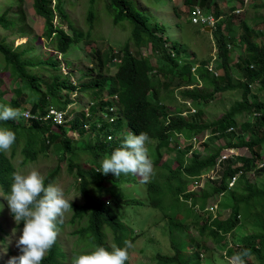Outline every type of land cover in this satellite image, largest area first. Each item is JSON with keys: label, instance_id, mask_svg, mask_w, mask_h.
I'll list each match as a JSON object with an SVG mask.
<instances>
[{"label": "trees", "instance_id": "trees-1", "mask_svg": "<svg viewBox=\"0 0 264 264\" xmlns=\"http://www.w3.org/2000/svg\"><path fill=\"white\" fill-rule=\"evenodd\" d=\"M56 1L54 8L50 7L51 0H32V6L34 12L44 18L42 37L50 41L52 50L63 53L70 45H75L81 41L80 36L82 34L79 29L74 28L67 21L68 32L58 28L57 25H52L53 14H58L59 21H63L65 18V14L59 4L60 0ZM187 1L195 2V0ZM229 1L231 4L235 2V0ZM237 2L241 3V0ZM108 5L112 9L113 24L117 25L121 21L129 23L132 26L130 36L132 41L138 46L141 43L142 37L150 40L153 45L150 44L153 53H156L157 57L163 61L160 67L163 69L164 67L172 66L176 74L186 80L181 91L183 98H191L195 104L196 101H202L209 96V93L198 91L195 87H187L194 83L197 77L202 82L210 83L213 86L212 92L239 89L241 91V99L234 101L221 118L212 121L207 126H203L202 129L214 131L225 129L230 126L231 122L233 123L237 115L245 112L259 111V120L253 123L243 122L238 128L231 126L236 128L237 133H249V141L239 139L236 140L238 142L234 145H231L232 142H228V145L231 147H248L254 154V160L264 157V96L251 101L248 99L250 86L255 82H258V88L264 92V47L257 44L256 31L244 20L239 21L238 25L241 29V42L239 44L242 46V53L238 55L234 67H232L226 65L223 52L220 51L221 62L220 64L216 63V67L222 68L223 74L220 79H213L207 72V69L204 68V65L208 62L207 60L197 63L192 59L186 60L181 58L185 50L181 43L171 41L169 45H166L161 36L155 35V24L149 23L147 14L137 9L133 0H109ZM262 5L264 6V0H262ZM229 8L230 12L234 10L232 5ZM175 12L178 15L177 11ZM5 14L6 12L0 16V27L3 28H7L9 25ZM232 16L230 13V21L232 20ZM94 18V12L92 10L88 11V31L85 35H82L87 37V41L90 39V35H92ZM220 41V38L216 40L219 49ZM119 48V51H117L119 53V63L116 71L112 74L107 73V67L104 66L106 60L110 59L112 55L108 51L94 50L92 54L99 58L98 72H93L92 67L87 68L86 75L88 78L86 81L80 82L78 86L80 91L92 89L93 91L103 92L105 90L108 93H115L120 112L118 120L111 129L112 133L124 132V126L126 133L132 132L133 134H138L139 132H146L151 138V143L148 145L149 153L153 163L156 164L160 157L157 151L171 154V148L168 147L167 142L169 130L183 131L189 134L197 130L198 127L194 122L197 112L185 118L177 113H170L173 110H168L159 100V96L166 83L152 72L154 67L149 62V57L140 56L137 51H131L126 44L121 45ZM169 50H172V55ZM0 53L6 61L15 64L19 68L23 67V71H20V77L23 80L32 82V80L37 79L35 75L28 73L25 69L26 65L33 63L26 59L18 58L12 47L0 44ZM43 62L57 67L55 58L46 59ZM194 64H198L196 68L197 74L191 71ZM231 69L238 73L239 78L233 80ZM53 77V80L46 84V86L51 90V95L55 96V98H59V88L68 90L75 88L67 79L61 78L57 74H54ZM220 81H223V84ZM32 86H35V84ZM212 92L210 95H212ZM102 103L104 104L105 102ZM108 104L109 106L114 105ZM92 110H95V108ZM33 111H35L34 108ZM80 115L82 114H75L72 122L64 119L63 126L65 128L57 127L58 133L51 131V125L48 122L30 120L31 124L29 127H22L11 120H8L7 124H5L15 129L14 132L17 139L13 146L14 149L9 154L0 152V192L2 193L0 196L1 233H7V228L4 229L2 226L3 223H8V219L5 217L6 203L3 196L10 191L12 173L17 171L12 162L17 147H19L22 157L20 164L22 166L35 161L38 154L41 157H48L50 150L56 151L57 147L61 146L62 142L65 141L69 144L68 147L66 148L65 145L61 147L63 152L69 153L67 156L68 163L65 164L66 170L71 173L72 169H74L78 177L77 189L79 196H75L71 201L73 212L69 213L67 220L65 219L62 224L58 225L59 227H64L66 224L74 226V229L70 232L76 234V239L73 240L71 248H63L61 238H59L61 232H59L54 246L45 256L42 264H70L71 257L74 254L89 250L93 245L104 246L111 250L107 241L106 226L113 231L112 237L114 242L117 245H122L121 241L129 230H121L124 223L120 219L122 208L120 203L124 201L131 204H141L142 202L137 198H132L131 200L122 198V194L119 193V189L122 192L119 184L120 181H117L122 179L121 176L117 177L110 173L112 176L109 178L99 171L101 163L105 158L104 153H111L114 150L110 149L108 144H105L104 139L97 137L95 142H90V138L87 137L79 140L80 142H84V144H70V140L65 137V132L68 129L74 132L77 130L79 135L87 131L81 127V123L77 120ZM165 122L166 125H164ZM1 125H4V123ZM61 147L58 149L61 150ZM219 151L220 149L207 147V154L204 157L193 156L188 159H184V150L177 151L170 158L175 165L170 170L172 178H176L179 175V177L187 181L190 177L198 175L205 167L215 162ZM86 154H90L94 163H88V165L85 162ZM81 157L84 158V162H82ZM254 160L249 162L253 164ZM169 163L167 161V164ZM95 168L98 170L96 171ZM58 170L59 167L57 165L45 175V184L53 183ZM233 171L235 170H230V167H226L223 170V178L219 182L207 184L198 193L195 191L184 192V182L178 183L173 186V189L167 190V187L163 188L162 185L157 187L149 181L147 202H151L155 196L162 198L160 194L168 193L171 197H169L166 206L170 208V213L164 211V215L170 228L176 232H181L176 240L171 229L168 230V236L166 237L170 239L171 247H169V252L162 253L156 251L153 255L152 264H215L210 257H200L198 248L202 250L213 248L212 246L205 245L207 241L212 242V245L216 248L224 247V234L232 233L240 223L251 228L252 232H248L242 237L238 236V240L235 239L238 243V248L228 249V254L232 256L242 249H250L251 255L250 259L247 260V264H251L253 261H257L258 264H264V190L262 188L264 184V169H258L256 171L258 176H255L251 180L242 176L241 179H244V182L238 181L234 187L228 189L230 204L226 201L225 204L231 207V211L227 218L219 220L216 217L214 218V213H211L209 216V213L196 212L197 209L193 205L198 203V207L202 209L204 204L217 200L215 197L210 199V195L227 188L225 184L226 179ZM110 181H115L113 182L115 184H111ZM93 185H95L94 189L92 188ZM162 189L166 190L162 191ZM179 193L183 197L181 200H178L177 194ZM65 198L72 199L67 196ZM189 201H191V204L188 203ZM243 203L245 204L243 205ZM179 204L185 206L184 215H181L178 211ZM245 208L248 210L249 217L245 222H242ZM9 215L11 217V230L15 228L17 231L18 227L23 225V223L21 222L20 225H16L10 213ZM238 215L241 216V220L239 219L240 217H237ZM188 225L197 230V237L189 233ZM231 236L233 238L232 234ZM199 239L202 240L201 247ZM84 247L89 248L82 249ZM190 248H194L196 252L191 253L189 251ZM202 258L205 262L200 263V259ZM126 264L131 263L127 261Z\"/></svg>", "mask_w": 264, "mask_h": 264}, {"label": "rangeland", "instance_id": "rangeland-1", "mask_svg": "<svg viewBox=\"0 0 264 264\" xmlns=\"http://www.w3.org/2000/svg\"><path fill=\"white\" fill-rule=\"evenodd\" d=\"M108 1L109 0H60L59 4L62 11L65 13V18L63 21H59L58 14H56L53 16L52 20L53 24L65 30V32H68L66 26L67 20L74 28L79 29L82 35H85L88 31L87 13L92 10L95 14L90 39L87 41V37L81 35V41L71 47L69 46L65 52L60 54L52 50L49 40L42 38L44 18L34 12L32 0H0V16L6 12L5 18L10 22L7 29L0 27V44L12 47L18 55V58L32 62L33 64L26 65L25 69L28 73L37 77V79L32 80V82L23 80L20 77V71H23V67L19 68L15 64L6 61L4 56L0 53V104L13 108H15L14 105H16L17 108L23 109L22 111L28 113L27 116L11 121H15L16 124L22 127H29L31 124L30 120H36V115L38 114H42L45 117L47 114L55 115L56 113H61L63 117V115L74 107L73 112L79 113L76 108L80 107V103L96 92L92 89L82 92L77 90V92H75L59 88L58 95H65L66 93L72 96V106L74 107L68 106L66 108L62 106L61 97L57 99L55 96H52L51 90L47 88L46 84L53 80L54 74L59 75L61 78L68 79L76 86L80 82L86 81L88 78L86 75L87 68L92 67L93 72H98L97 67L99 58L92 54L94 50L108 51L112 55L110 59L106 60L104 65L107 67V73L112 74L116 71L119 63V53L117 51H119L121 45L126 44L130 50L137 51L140 55L148 56L149 62L154 67L152 72L166 83L159 96V100L168 110L184 109V105H191V111L197 110L195 114L196 117L194 118V122L198 127L197 132L205 134L207 143L213 145L215 148H221L233 139H248L246 135H236L232 138L215 137L216 135H212L209 129H202L203 126H207L212 121L221 118L234 101L241 99V91L239 89L212 92L213 86L210 83L203 82L200 86L199 82H197V85H194L195 81L191 85L197 88L198 91L209 93V96L202 101H196L195 104H192L191 98H183L181 91L186 80L179 77L172 66H167L163 69L160 67L163 61L157 57L156 53H153L151 49L152 42L150 40L142 37L141 43L137 46L130 38L132 26L129 23L125 21H121L117 25L112 23V9L109 7ZM133 1L137 9L147 14L149 23L152 25L155 24V35L161 36L166 45H169L171 41H177L185 46L181 58L186 60L192 59L197 63L202 60H207L208 62L205 67L206 69L207 67H211V71L208 69L207 71L210 72L213 79H220L223 74L222 68L219 69L216 67V63L220 64L221 62V57L219 56L220 51L223 52L226 65L232 67H234L238 55L242 53V46L239 44V42H241V29L238 25L240 20H244L256 31V42L264 47V6L262 5V0H241V3L235 0L233 4H231L229 0H195V2L187 0ZM56 2V0H51L50 7L54 8ZM230 5L234 8L231 12L229 8ZM194 6H199L201 8L205 15L203 18L205 22L191 23L189 21L188 10L192 9ZM175 11H177L178 15ZM230 13L233 15L231 21L229 17ZM218 38L221 39L220 49L216 43ZM169 52L171 55L173 54L172 50H169ZM51 58H55L57 67L43 62ZM197 65L198 64H194L191 68L194 74H197ZM161 69L162 71H160ZM231 72L233 80L239 78L236 71L232 70ZM220 82L223 84V81ZM33 84H35V86H32ZM211 92L212 95H210ZM105 95L106 92L104 90L102 97ZM263 96L264 92L258 88V82L253 83L250 86V93L248 95L249 101L259 99L258 97ZM92 98L97 99L98 97L92 96ZM52 104L54 107H49ZM33 108L35 111H33ZM251 112L237 115L233 123H230V126L238 128L240 124L251 118L247 115L251 114ZM114 113H119V108L117 106L113 109L107 107L103 111L98 112V121L100 120V125H102V120L106 115L108 122H112L114 120ZM79 120L82 121V115H80ZM85 121L92 122L89 115ZM3 123L4 125H1ZM5 124H7V121H0V128H9L12 129V131L15 130ZM123 131L126 133L125 126L123 127ZM216 131L218 132L219 130ZM226 132L229 131L227 130ZM67 137L70 140V144H84V142H80L79 140L87 137L90 138V142H95L97 140V136H94V133L86 131L82 132V135L78 133H67ZM57 144L59 145V143ZM62 145H65L67 148L69 144L63 141L61 146ZM13 146L11 150L14 149ZM61 146L59 145L56 151L50 150L48 157H41V155L38 154L35 161L22 166L20 165L22 157L19 152V147H17L12 162L17 171H27L31 167H36L44 176L58 165V174L53 183L63 188L65 196L70 198L75 196L78 197V177L74 169H72L71 173L66 170L65 164L68 163L67 156L69 153L63 152ZM60 147L61 150L58 149ZM160 153H162V157L159 162L172 157V154ZM7 154H9V152H7ZM191 157H193L192 150L188 157L186 156V159ZM82 162H84V158H82ZM85 162L87 164L94 163L90 154L85 155ZM169 162L171 165H155L154 182H161L162 187H167V190L173 189L174 185L184 182V192H190L188 188H190L193 183L196 193L200 192L210 183L207 180H210L206 173L207 170L212 168L224 170L226 167H230V164L212 163L205 167L204 172L196 181L194 176L186 181L179 177V175H177L176 178H172L168 168L175 165L172 159ZM120 176L122 179L117 181H120L119 184L120 187H122V192L119 189V193H121L122 196L128 200L132 198H146L145 195L148 191L145 185L137 180H132L131 175ZM113 182L115 181H110L111 184H115ZM94 187L95 185L92 186L93 189ZM226 187V189L210 195V199H212V197L218 199L213 208L215 210V217L219 220L227 218L231 211V207L225 204V201L230 204V194L228 193L230 183H227ZM262 188L264 190V184ZM165 190L162 189V191ZM1 195L2 193L0 192V196ZM168 199L169 197H164V204H160L157 208L149 207L146 204H135L129 208L128 213L125 212L127 205L121 204V219L129 221L123 224L121 230L129 231L121 241L122 245H120V247L124 246L125 240L132 243L133 247L129 249V262L131 264H152L153 255L156 251L162 253L169 252V247H171L170 239L166 237L168 236V230L171 229L176 240L179 233H181L170 228L164 215V211L170 213V208L166 206ZM178 200L181 199L178 198ZM4 201L6 203L5 217L8 219V223H3L2 225L4 229L7 228V233L4 234L0 232V249L6 248L7 253L4 254V252L0 251V264H8L11 257L19 255V250L15 247V237L12 235L11 217L9 215L10 212L7 207V201L5 199ZM244 204L245 203H243V205ZM244 210L242 209V211L245 212L244 217H242V222H245L249 217V213H247L248 210L246 208ZM178 211L181 215H184L185 206L179 204ZM198 211L199 208L196 212ZM68 215L69 213L65 216L66 220L68 219ZM237 217H240L239 219L241 220L240 215ZM188 226L189 233L197 237V230L190 225ZM22 227L23 225L18 227L16 231L17 237L20 235ZM73 229L74 226H69L68 224L64 227H59V232H61L59 238H61L63 248L68 249L72 247L73 240L76 239V234L70 232ZM106 231L108 233V242L111 245L113 243L112 234L108 232V228H106ZM248 232H252V229L240 223L232 233L229 232L224 234V247L216 248L212 245V242L207 241L205 245L212 246L213 248H206V250L198 248L199 256L203 258L210 257L214 260L213 262H215V264H228V259L230 257L228 249H237L238 243L235 239L238 240V236L242 237ZM2 238H4L3 241ZM131 238H133V240H131ZM199 244L201 247V239H199ZM10 248L12 249L11 252H14V254L8 252ZM88 248L89 247H84L82 249ZM189 251L191 253L196 252L194 248H190ZM203 258L200 259V262H203ZM249 259L250 258H247V260ZM251 264H258V262L253 261Z\"/></svg>", "mask_w": 264, "mask_h": 264}, {"label": "clouds", "instance_id": "clouds-1", "mask_svg": "<svg viewBox=\"0 0 264 264\" xmlns=\"http://www.w3.org/2000/svg\"><path fill=\"white\" fill-rule=\"evenodd\" d=\"M192 9H190L188 13L190 22V14ZM56 14H53V16H55ZM8 23L10 25V22ZM52 25L56 26L55 24H53V20ZM58 28L60 27L58 26ZM71 46L72 45H70V47ZM55 52L58 51L55 50ZM74 87L75 88L70 91L77 92L78 90L79 92H82L80 91L78 85H74ZM191 87H193V85H191ZM65 90L68 91V89ZM94 92L96 93L92 96H97L98 98L93 99L91 96L80 103L79 111H84L85 113L82 114L81 112H79L82 114V121L79 120V117L77 118V120L79 123H81V127L87 130L86 132H92L94 133V136L104 139L105 144H108V146H110V149H114L111 153H104V157L106 155L108 156L103 159L101 163V169L99 171L109 178L110 176H112L111 174L117 177L120 175H131V179L137 180L141 184L145 185L147 191L149 188V181H151L156 186L157 184H160L161 182H154L153 176L155 175V165H157L160 161L162 153L157 151V153L160 154V157L158 159L159 161L154 164L153 160L151 159L148 147V145L151 143V138L146 132H139L138 134H133L132 132H117L116 134L112 133L111 129L118 120V113L113 114L114 120L112 122H108L106 115V117L102 120V125H100V120L98 121V112L103 111L107 107L113 109L116 106L120 111V107L117 100V95L115 93H108L107 91H105L106 95L102 97L104 91ZM70 96L71 94L66 93L65 95L59 94V98L57 99H60L61 97L63 104L62 106H65L67 108L68 106L73 105V99L72 96L71 98ZM108 100H110V103L114 105L109 106ZM102 102L105 103L103 104ZM53 104L49 107H54ZM14 107L15 108L0 104V121L18 120L21 117L28 115V113L22 111L23 109L21 110L20 108H17V106ZM188 107L192 108L191 105H188ZM93 108H95V110H92ZM73 109L63 115V121L58 125L54 124L51 119H45L46 115L44 117V115L42 114L36 115V121L48 122L51 125V131L58 133L56 129L57 127L65 128V126H63L64 119H68L71 122L73 121L74 115L77 114L73 112ZM194 112L195 111L193 110L192 113L194 114ZM170 113H177L178 115H182V117L185 118L187 110L173 109V112ZM88 115L91 118L92 122L85 121V119L88 118ZM91 125L97 126L99 129H92L90 128ZM164 125H166V122L164 123ZM67 133L79 134L77 130H75L74 132L68 129L65 132L66 138H68ZM197 135V130H195L191 134L185 133L183 131L169 130L167 142L168 147L172 150L171 154L175 155L176 152L182 150L186 144L192 147L197 142H199V144H202L201 139L203 137H197ZM16 139V133L14 131L9 128H0V152H10L12 146L16 142ZM229 150L230 148L225 149L222 154L227 153ZM170 158L164 159L163 161L159 162L158 165H171V163L167 164V161L171 160ZM221 160L230 161L231 159L226 158ZM171 169H173V167L168 168V170ZM95 170L97 171L98 169L95 168ZM236 181L237 175H232L228 182L230 183V187L233 186ZM194 188L195 185L192 183V186L188 189L190 190V192H193L195 191ZM147 196L148 193L145 195V199H140L142 201L141 204H146L149 207L154 208H157L160 204H164V197H171L168 193H164L160 194L162 198H160L159 196H155L151 202H147ZM177 196L179 199L183 198L181 194H177ZM3 197L7 201V207L15 224L20 225L21 222L23 223V227L20 230V235L18 237L16 236V229L13 228L12 230V235L15 237V247L19 250V255L11 257L8 264H42L45 256L52 249L57 240L60 231L58 225L64 222L66 214L73 212L71 201L74 197L72 199L65 198L63 188L57 184H45V176L36 167H31L27 171L13 172L10 191ZM122 198L125 197L122 196ZM216 201L217 200H213L207 204H204L200 211L209 213V216L211 215V213H214L215 218V210L213 207ZM190 202L191 201H189L188 203L191 204ZM120 204L127 205V207L125 208L126 213H128V210L131 206L135 205L124 201ZM193 205L195 207L196 203ZM121 221L123 223L129 222L126 219H121ZM106 228H108V232L114 234L109 227L106 226ZM106 235L108 241L107 231ZM3 240L4 238H2V241ZM112 241L113 243L111 245L109 244L111 250L104 246L93 245L89 250L74 254L71 257L70 264H126V262L129 261V249L133 247L132 243L128 240H125L124 246L120 247V245H117L114 242L113 237ZM11 250L12 249L10 248L8 252L14 254V252H11ZM0 251L4 252V254L7 253L6 248L0 249ZM250 255V249H242L241 251L236 252L229 257L228 264H247V258H249ZM203 262L205 261L203 260Z\"/></svg>", "mask_w": 264, "mask_h": 264}, {"label": "crops", "instance_id": "crops-1", "mask_svg": "<svg viewBox=\"0 0 264 264\" xmlns=\"http://www.w3.org/2000/svg\"><path fill=\"white\" fill-rule=\"evenodd\" d=\"M199 7V6H198ZM201 9V8H200ZM182 46H183V48H185V46L182 44ZM132 51V50H131ZM140 55V54H139ZM140 56H143V55H140ZM206 65V64H205ZM205 65H204V68L206 69V67H205ZM208 73H209V75H210V72L209 71H207ZM211 76V75H210ZM212 77V76H211ZM213 78V77H212ZM197 82H199L200 83V85H202L203 84V82H202V80L200 79V78H198L197 77V79H196V82H195V84L194 85H197ZM191 86V85H190ZM192 88V87H191ZM108 103H110V100H108ZM192 104H194L193 102H192ZM75 108V107H74ZM76 109H78V111H79V108H76ZM184 109H186L187 110V114H186V117H188V115H190V114H193L192 113V108H189L188 106H186V105H184ZM178 110H182V109H178ZM195 112H194V114L197 112V110H194ZM79 112H81L82 114H84L85 112L84 111H79ZM120 112V111H119ZM253 112H259V111H252L251 112V114L249 115V117H251V118H253V119H251V118H249V119H247L245 122H248V123H253V122H255L256 120H259L260 119V115H259V117H257V118H254V115H253ZM119 114V113H118ZM259 114H260V112H259ZM90 128H92V129H95V130H98L99 128L97 127V126H94V125H91V127ZM229 129H231L230 131H229ZM229 131V132H226V131ZM121 133H123V132H121ZM211 133L213 134V135H216L215 137H220V138H226V137H230V138H232L233 136H236V135H246V136H248V139L247 140H245V141H249V139H250V136H249V133H245V132H239V133H237V130H236V128H234V127H231V126H229V127H227V128H225V129H219V131L217 132V131H214V130H211ZM216 133V134H215ZM232 133H234V134H232ZM218 135V136H217ZM198 136H201V137H203L202 139H201V141H202V144H199V142H197L196 144H194L193 145V147L192 146H190V145H185L184 146V148L182 149V150H184L185 151V155H184V159H186V156L188 157V155L190 154V151L192 150V152H193V156H199V157H204L207 153H206V151H207V147H212V148H215L213 145H211V144H209V143H207L206 142V136H205V134H200V133H198V135H197V137ZM236 140H239V138H237ZM235 139H233L232 141H230V142H232L231 143V145H234L235 143H237L238 141H236ZM187 148H189L188 149V151H186V149ZM227 148H230V150H232V151H234V152H237L238 153V158H237V160L236 161H222L221 160V154L224 152V150L225 149H227ZM215 149H220V151H219V155H218V157L216 158V160H215V162L214 163H224V164H230V170H235V171H233L232 173H231V175L230 176H228L227 177V179H226V182H225V184H227L228 182H229V179H230V177L232 176V175H237V181H236V183L238 182V181H242V182H244V179H241V177L242 176H245L246 178H248L249 180H251V179H254L255 178V176H258L257 175V173H256V171L258 170V169H264V157H262L261 159H259V160H254V154H253V152H252V150L251 149H249L248 147H246V146H243V147H231V146H229L228 145V143L225 145V146H223V147H221V148H215ZM192 158V157H191ZM254 160V163L253 164H251L249 161H253ZM260 164H263L262 165V167H259V165ZM208 171V170H207ZM206 171V172H207ZM204 172V170L201 172V173H199L198 175H194V179H195V181L198 179V177L199 176H201L202 175V173ZM222 174H223V170L222 169H219V168H217V178L216 179H207L210 183L209 184H213V183H215V182H219L222 178H223V176H222ZM235 183V184H236ZM234 184V185H235ZM234 185L233 186H231L230 188H232V187H234ZM159 186H161V183L160 184H157V187H159ZM210 198V197H209ZM218 200V199H217ZM195 208L198 210V204L196 203V205H195ZM201 210V208H199V211Z\"/></svg>", "mask_w": 264, "mask_h": 264}, {"label": "built area", "instance_id": "built-area-1", "mask_svg": "<svg viewBox=\"0 0 264 264\" xmlns=\"http://www.w3.org/2000/svg\"><path fill=\"white\" fill-rule=\"evenodd\" d=\"M190 16H191V22L192 23L205 22V20H203L205 15L203 14L202 10L198 6L194 7L191 10ZM207 69L209 71H211V67H207ZM253 115H254V118H257V117H259L260 114H259V112H254ZM45 119H51V121L56 125L60 124L63 121V117H62L61 113H56L55 115L54 114H47ZM230 130L231 129H229V131ZM237 157H238L237 152L229 150L227 153L222 154L221 159L230 158L232 161H236ZM262 165L263 164H260L259 167H262ZM206 173H207L208 178H210V179H216L217 178V168L209 169Z\"/></svg>", "mask_w": 264, "mask_h": 264}]
</instances>
